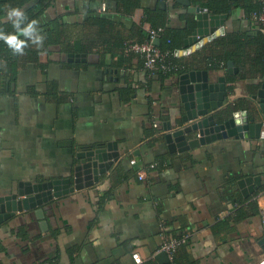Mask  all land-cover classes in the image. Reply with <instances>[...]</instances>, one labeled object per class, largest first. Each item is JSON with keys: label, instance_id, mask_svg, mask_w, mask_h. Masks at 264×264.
<instances>
[{"label": "crops", "instance_id": "1", "mask_svg": "<svg viewBox=\"0 0 264 264\" xmlns=\"http://www.w3.org/2000/svg\"><path fill=\"white\" fill-rule=\"evenodd\" d=\"M139 1L141 8L127 15L116 0H57L44 9L42 23L65 20L70 39L100 33L83 26L94 17L114 22L102 30L101 51L74 52L68 45L65 50L47 49L20 37L26 46L18 54L17 77L12 80L8 66L0 77V196L12 193L22 181L73 177L80 152L99 150L101 157L113 159L118 154V158L94 186L45 205L46 233L34 211L0 223V264H136L135 253H140L142 264H161L156 257L164 240L163 226L167 236L189 235L179 248V264L264 262L261 134L259 139L226 138L196 148L189 147L195 134L187 135L188 150L176 142L175 153L166 141V128L175 130L184 123L183 76L194 72V82L183 86L186 98L193 94L194 101L198 99L194 90L203 84L205 74L210 84L221 77H237L235 83L227 82L226 102L246 110L264 75L250 71L251 64L241 68L234 63L239 69L235 75L229 74L228 65L208 69L206 59L221 53L215 40L178 58L185 72L148 74L140 56L126 55L122 49L117 53L113 43L147 36L151 25L143 18L148 9L167 11L168 27L179 30L188 8L175 0ZM239 2L227 14L224 36L252 37L260 26L247 13L246 0ZM9 22L5 18L0 31L13 33ZM247 52L253 57L255 47L247 44ZM83 54L86 61H78L77 55ZM32 90L36 97L28 94ZM259 119L264 129V116ZM157 161L163 163L140 181L138 171ZM247 179H253L252 186L239 184ZM257 185L260 191L245 199L244 193ZM255 200L258 204L252 205ZM235 204H242L237 215Z\"/></svg>", "mask_w": 264, "mask_h": 264}, {"label": "water", "instance_id": "2", "mask_svg": "<svg viewBox=\"0 0 264 264\" xmlns=\"http://www.w3.org/2000/svg\"><path fill=\"white\" fill-rule=\"evenodd\" d=\"M175 1L187 7L188 13L195 16L197 23L194 33L185 39V49L175 52L176 58L190 56L208 43L225 35L227 14L210 13L207 9L192 5V0ZM161 43V39L155 41L157 46H161ZM76 59L85 62L87 56L85 54L77 55ZM228 72L230 75L239 73V69L233 61L228 62ZM183 78H186L184 84H181L186 109V114L183 116L184 123L177 124L178 127L175 130L166 128V141L171 153L178 151L176 142L179 143V147L187 145L186 150H188L187 135L192 134H195V138L189 141L190 148L226 138H260L263 122H260L259 118L264 116V83L252 95L251 101H255L253 102L254 105L249 101V107L246 110H241L236 103L226 102L229 94L227 77H221L220 82L210 84L207 74H205L203 84L197 85L194 90L198 91L197 101H194L195 95L193 94H191L190 99H187L185 93L188 91L186 92V87H183L190 80L194 82V72L183 76ZM190 90L192 91L193 87ZM199 91L203 92L199 93ZM258 99H260V102H257ZM98 152L99 150L91 149L78 153L76 157L79 164L74 168L73 177L40 183L19 182L14 193L0 196V223L13 218L17 214L34 211L42 232L49 231L45 205L65 195L94 186L102 175L110 171L111 166L118 158V154L112 155L113 159L110 155L101 157ZM255 181H258V179H255ZM239 184L241 186L251 184L252 186L253 179H247L245 183L240 181ZM260 188V185L250 187L249 192L244 193V198L248 199L251 195H255L256 192L260 191ZM260 244L264 251V234ZM156 258L161 264L168 263V257L165 253H160Z\"/></svg>", "mask_w": 264, "mask_h": 264}, {"label": "trees", "instance_id": "3", "mask_svg": "<svg viewBox=\"0 0 264 264\" xmlns=\"http://www.w3.org/2000/svg\"><path fill=\"white\" fill-rule=\"evenodd\" d=\"M120 7L122 8V13L124 14H133L136 10L141 8V3L139 0H116ZM240 0H192L195 6H200L204 9H207L210 13L214 14H230L233 7L239 6ZM57 0H0V26L4 25L3 20L5 19V12L9 7H20L23 9L27 16V21L36 20L39 22L38 31L39 34L43 37L42 46H47V49L51 46H59L69 48L74 52H90L92 50H102V34L107 31V26L113 27L114 22L108 21L102 17H94L88 21V24H84L85 27H92L100 30V33L96 34L95 37H91L88 39V36L83 33L80 35V38H71L69 36L68 25L65 20L61 21L59 19L54 20L48 24L42 23V17L44 16V9L51 8L56 4ZM246 9L247 13L251 18L252 12H254L258 5H256L252 0H246ZM35 5L41 7V10L36 9ZM91 16H95V13H90ZM182 19H185L184 25L179 30H173L168 27V12L160 9L156 10H146L145 18H143L144 22H147L151 25L152 28L158 29L163 28L164 32L161 36V46L160 49L163 51H172L173 57L172 60L178 64L179 60L175 56V52L177 50L185 49V39L191 36L196 27L197 23L195 20V16L193 14L187 13L182 15ZM66 22V23H65ZM10 23V22H9ZM11 24V23H10ZM258 24V23H257ZM75 25V24H74ZM79 25L80 24H76ZM75 25V26H76ZM260 26L259 31L255 32V35L250 37L248 34H228L226 36L220 37L215 40L214 47L219 48L221 53L218 55H214L208 57L206 60V67L208 69H216L221 66L222 69H226L228 62L233 61L236 65L243 68L248 64H251V70L256 73H262L264 75V24H258ZM23 26V25H22ZM74 26V27H75ZM12 32L13 27L9 28ZM8 30V31H9ZM102 30H104L102 32ZM138 32V31H137ZM140 32V29H139ZM143 33V32H142ZM94 34V33H93ZM144 34V33H143ZM68 39V40H67ZM148 35L143 36L140 41H136L133 38H121L117 40L114 44V50L117 53L122 49L126 55H135L132 53H128L126 51L127 43H144L147 41ZM70 41H73L72 43ZM247 44H251L255 47L254 56L251 57V54L247 52ZM224 49V51H222ZM71 50V51H72ZM109 51V48H105L103 51ZM115 52V51H114ZM113 52V54H114ZM18 53H14L13 50L6 44L3 40L0 41V77H2V73L4 72L5 66H8V73H10V77L12 80H15L18 75L19 69V59ZM180 64V63H179ZM187 66V65H186ZM188 68V67H187ZM186 69V68H185ZM185 72L184 69H180L177 72L167 74L166 76H173L177 73ZM163 75V74H162ZM227 80L230 83H235L237 81V77L227 76ZM230 90L233 91V87H230ZM30 96L36 97V94L32 91L28 92ZM158 167L154 170H157L160 165L163 163L162 161H157ZM151 170V171H154ZM151 171L149 173H151ZM148 173V174H149ZM258 204L255 200L252 205ZM236 205V215L241 211V208L238 209L242 204ZM257 209V207L255 208ZM184 236V235H181ZM180 237V236H179ZM185 245V244H184ZM183 246V245H182ZM181 247V246H180ZM179 247V248H180ZM179 249L176 255V264H179L178 259Z\"/></svg>", "mask_w": 264, "mask_h": 264}, {"label": "built area", "instance_id": "4", "mask_svg": "<svg viewBox=\"0 0 264 264\" xmlns=\"http://www.w3.org/2000/svg\"><path fill=\"white\" fill-rule=\"evenodd\" d=\"M256 5H258V8L252 12V20L255 21L258 24H264V0H252ZM107 11L106 4H103L101 8V12ZM148 39L144 43H127L126 45V51L128 53H132L135 55H138L143 60V66L146 72L148 74L155 76V75H167L170 73H174L179 71L180 69H183V66L181 64H177L172 60L173 52L172 51H163L160 49V46H157L155 44V41L157 39H161V36L164 32L163 28H152L148 27ZM154 127L158 128V123L154 122ZM261 138H264V129L261 132ZM137 162L135 159L131 161L132 165H135ZM158 167V163H152L147 165L144 169L138 171V178L140 181H145L148 177V173L151 170H154ZM262 197H259V199ZM259 215L261 218V221L264 224V202L261 203V200H259ZM163 243L157 252L165 253L168 257L169 264H176V255L177 251L180 246L187 243L189 235L184 236H178L174 237L172 235L167 236L166 229L163 226ZM133 259L136 264H142L143 259L140 255V253H135L133 256Z\"/></svg>", "mask_w": 264, "mask_h": 264}, {"label": "clouds", "instance_id": "5", "mask_svg": "<svg viewBox=\"0 0 264 264\" xmlns=\"http://www.w3.org/2000/svg\"><path fill=\"white\" fill-rule=\"evenodd\" d=\"M5 18L10 21L13 33L0 31V40H3L13 50L14 53L23 54L26 41L20 37H26L38 47L42 44L43 37L39 34L36 20L27 21V16L20 7H9L5 12ZM23 25V26H22ZM169 264V261L168 263Z\"/></svg>", "mask_w": 264, "mask_h": 264}, {"label": "flooded vegetation", "instance_id": "6", "mask_svg": "<svg viewBox=\"0 0 264 264\" xmlns=\"http://www.w3.org/2000/svg\"><path fill=\"white\" fill-rule=\"evenodd\" d=\"M222 37V36H221ZM12 193H14V190L11 191Z\"/></svg>", "mask_w": 264, "mask_h": 264}]
</instances>
